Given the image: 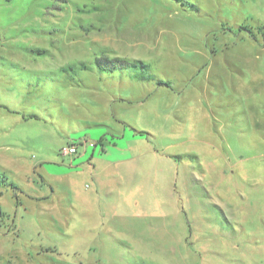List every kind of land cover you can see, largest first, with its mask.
<instances>
[{
	"label": "rangeland",
	"instance_id": "rangeland-1",
	"mask_svg": "<svg viewBox=\"0 0 264 264\" xmlns=\"http://www.w3.org/2000/svg\"><path fill=\"white\" fill-rule=\"evenodd\" d=\"M134 136L125 201L47 184ZM0 264H264V0H0Z\"/></svg>",
	"mask_w": 264,
	"mask_h": 264
},
{
	"label": "crops",
	"instance_id": "crops-1",
	"mask_svg": "<svg viewBox=\"0 0 264 264\" xmlns=\"http://www.w3.org/2000/svg\"><path fill=\"white\" fill-rule=\"evenodd\" d=\"M142 140L134 136L130 141L131 146L124 143L123 146H116L107 144L105 138H102L99 141L101 142L99 152L96 151L99 144L94 147L85 146L72 159L57 160L55 158L52 160L54 162L46 161L42 168L47 184L72 193L76 179L78 182L79 179L86 177L105 199L112 200L114 203L125 201L129 187L124 185L125 180H129L130 175L138 174L142 169L145 156H153L151 151L148 154L145 153ZM42 183L43 181L40 185ZM136 188L138 189V186H134L135 191ZM77 204L78 207L85 205L82 202ZM109 206H112L110 202ZM114 215L115 211L112 210L111 216Z\"/></svg>",
	"mask_w": 264,
	"mask_h": 264
},
{
	"label": "trees",
	"instance_id": "trees-1",
	"mask_svg": "<svg viewBox=\"0 0 264 264\" xmlns=\"http://www.w3.org/2000/svg\"><path fill=\"white\" fill-rule=\"evenodd\" d=\"M174 2L180 1V0H172ZM113 61V62H112ZM115 61V63H114ZM97 66L99 67V69L103 70V71H107V72H114V70L118 69H130V68H135V69H139L138 67L141 68H145V64L142 63L141 61H134L132 62H128L124 59H115V60H107V59H100L96 61ZM108 64H110L111 66H109ZM81 69H85V68H81Z\"/></svg>",
	"mask_w": 264,
	"mask_h": 264
},
{
	"label": "built area",
	"instance_id": "built-area-1",
	"mask_svg": "<svg viewBox=\"0 0 264 264\" xmlns=\"http://www.w3.org/2000/svg\"><path fill=\"white\" fill-rule=\"evenodd\" d=\"M91 147H94V145L91 144ZM64 153L65 154H72V155H74L75 149L73 147H69L68 149L64 150Z\"/></svg>",
	"mask_w": 264,
	"mask_h": 264
}]
</instances>
